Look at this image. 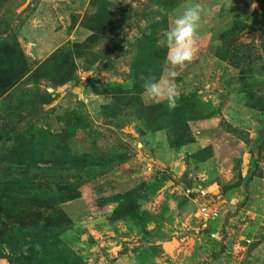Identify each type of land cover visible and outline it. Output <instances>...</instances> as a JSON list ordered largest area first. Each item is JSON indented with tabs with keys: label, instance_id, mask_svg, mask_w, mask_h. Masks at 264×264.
<instances>
[{
	"label": "rangeland",
	"instance_id": "374dc122",
	"mask_svg": "<svg viewBox=\"0 0 264 264\" xmlns=\"http://www.w3.org/2000/svg\"><path fill=\"white\" fill-rule=\"evenodd\" d=\"M193 3L195 54L169 110L142 85ZM262 4L0 0V182L57 199L15 204L38 195L2 186L0 264H264ZM31 25L51 48L36 53ZM203 203L217 216L198 217Z\"/></svg>",
	"mask_w": 264,
	"mask_h": 264
},
{
	"label": "clouds",
	"instance_id": "9594fccd",
	"mask_svg": "<svg viewBox=\"0 0 264 264\" xmlns=\"http://www.w3.org/2000/svg\"><path fill=\"white\" fill-rule=\"evenodd\" d=\"M201 7L193 3L178 11L174 21L164 30L157 46L167 49L164 67L160 77L145 78L144 94L160 103H166L169 110L176 107L177 67H184L193 60L194 42L201 21Z\"/></svg>",
	"mask_w": 264,
	"mask_h": 264
},
{
	"label": "trees",
	"instance_id": "16d2710c",
	"mask_svg": "<svg viewBox=\"0 0 264 264\" xmlns=\"http://www.w3.org/2000/svg\"><path fill=\"white\" fill-rule=\"evenodd\" d=\"M4 184H8L9 185L8 187L20 193L21 192L26 193L24 189L27 188L28 185H30V187L29 186L28 187L31 189V191L38 195L37 201H34V203L32 204L27 201H22L21 199L15 204L34 206V207L46 208V209L55 208L57 205V199L49 195L50 194L49 187H41L39 184H36L31 179H18L16 181H8L3 184L0 182V190L2 189V186H4ZM59 192L62 198H71L75 196V194H77L75 186L62 187V189ZM8 204H11V202L0 200V208Z\"/></svg>",
	"mask_w": 264,
	"mask_h": 264
},
{
	"label": "crops",
	"instance_id": "0c3cea01",
	"mask_svg": "<svg viewBox=\"0 0 264 264\" xmlns=\"http://www.w3.org/2000/svg\"><path fill=\"white\" fill-rule=\"evenodd\" d=\"M44 32L45 29L39 28L38 25L24 26L21 29V35L23 36L24 39L26 38L29 41V43L33 44L32 46L35 47L34 50L36 51V53L40 52L41 50H45L52 47V45H50L46 41H37L36 37L39 36L40 34H43Z\"/></svg>",
	"mask_w": 264,
	"mask_h": 264
},
{
	"label": "built area",
	"instance_id": "2783aa9c",
	"mask_svg": "<svg viewBox=\"0 0 264 264\" xmlns=\"http://www.w3.org/2000/svg\"><path fill=\"white\" fill-rule=\"evenodd\" d=\"M203 192L205 193V191ZM196 214L198 217H201L204 221H207L209 218L217 216L218 212L216 208L207 206L203 203L199 206L198 210H196Z\"/></svg>",
	"mask_w": 264,
	"mask_h": 264
},
{
	"label": "water",
	"instance_id": "95a60500",
	"mask_svg": "<svg viewBox=\"0 0 264 264\" xmlns=\"http://www.w3.org/2000/svg\"><path fill=\"white\" fill-rule=\"evenodd\" d=\"M262 28H263V46H264V0H263V13L261 18Z\"/></svg>",
	"mask_w": 264,
	"mask_h": 264
},
{
	"label": "flooded vegetation",
	"instance_id": "af4514ba",
	"mask_svg": "<svg viewBox=\"0 0 264 264\" xmlns=\"http://www.w3.org/2000/svg\"><path fill=\"white\" fill-rule=\"evenodd\" d=\"M262 13H263V4H262V12H261V17H260V22L259 21H256L255 24H257L259 22V27L261 28L262 30V39H263V28H262V23H261V18H262ZM264 47V46H263Z\"/></svg>",
	"mask_w": 264,
	"mask_h": 264
}]
</instances>
